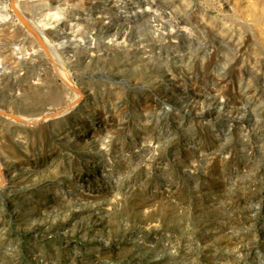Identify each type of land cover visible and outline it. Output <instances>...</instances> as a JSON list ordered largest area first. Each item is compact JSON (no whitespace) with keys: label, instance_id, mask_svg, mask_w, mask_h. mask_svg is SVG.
<instances>
[{"label":"rangeland","instance_id":"1","mask_svg":"<svg viewBox=\"0 0 264 264\" xmlns=\"http://www.w3.org/2000/svg\"><path fill=\"white\" fill-rule=\"evenodd\" d=\"M0 264H264V0H0Z\"/></svg>","mask_w":264,"mask_h":264},{"label":"bare ground","instance_id":"2","mask_svg":"<svg viewBox=\"0 0 264 264\" xmlns=\"http://www.w3.org/2000/svg\"><path fill=\"white\" fill-rule=\"evenodd\" d=\"M26 1V0H25ZM21 19V18H20ZM21 21H23L22 19H21ZM23 24L25 25V26H27V27H29V29H30V32L33 34V37H35V39H37V41L39 42V44H42V41L40 40V38L38 37V35L35 33V30L32 28H30V26L27 24V23H25V22H23ZM109 27V26H108ZM108 27H106V29L108 28ZM43 45V44H42ZM41 45V46H42ZM43 48H45V46L43 45ZM47 49H45V51H46ZM54 63V62H53ZM56 75V74H55ZM66 75V74H65ZM64 75V76H65ZM67 76V75H66ZM64 78V77H63ZM67 79V78H66ZM66 79L64 80V81H66ZM67 84V83H66ZM70 84V83H69ZM68 85V84H67ZM63 87V86H62ZM70 88H71V86H69ZM74 87V86H73ZM69 88V89H70ZM75 88V87H74ZM72 89V88H71ZM71 89H70V91H71ZM34 91V90H33ZM73 91V90H72ZM75 91V90H74ZM27 92H28V90H27ZM76 92V91H75ZM37 93H38V90H36V91H34V92H31L29 95L30 96H32L33 98H34V96L35 95H37ZM78 93V92H77ZM66 96V95H65ZM77 96V95H76ZM37 98V97H36ZM78 98V97H77ZM77 98H74V103H75V99L77 100ZM45 99L48 101V102H50L51 104H53L54 105V109H52V112H50V114H49V116L51 115H56V114H58V113H61V112H64L65 110H63V111H61V112H57V111H59V110H62V109H64V107H59L61 104H62V95H61V92H59V90H55L54 92H52V93H49V94H47V96L45 97ZM28 100V99H27ZM29 100H30V98H29ZM45 103V102H44ZM68 103V102H67ZM65 106V109H66V107L68 106H66V105H64ZM68 108V107H67ZM48 111H50V110H48ZM54 112V113H53Z\"/></svg>","mask_w":264,"mask_h":264}]
</instances>
